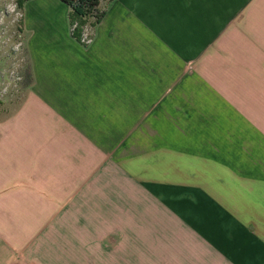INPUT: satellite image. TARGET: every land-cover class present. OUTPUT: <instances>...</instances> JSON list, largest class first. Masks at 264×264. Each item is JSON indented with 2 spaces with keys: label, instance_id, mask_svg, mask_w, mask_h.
I'll use <instances>...</instances> for the list:
<instances>
[{
  "label": "crops",
  "instance_id": "0c3cea01",
  "mask_svg": "<svg viewBox=\"0 0 264 264\" xmlns=\"http://www.w3.org/2000/svg\"><path fill=\"white\" fill-rule=\"evenodd\" d=\"M25 4L0 264H264V0Z\"/></svg>",
  "mask_w": 264,
  "mask_h": 264
},
{
  "label": "rangeland",
  "instance_id": "374dc122",
  "mask_svg": "<svg viewBox=\"0 0 264 264\" xmlns=\"http://www.w3.org/2000/svg\"><path fill=\"white\" fill-rule=\"evenodd\" d=\"M17 3L18 0H0V104L6 106L24 97L28 74L24 37L19 29L26 4L19 9ZM130 264H142V261Z\"/></svg>",
  "mask_w": 264,
  "mask_h": 264
},
{
  "label": "trees",
  "instance_id": "16d2710c",
  "mask_svg": "<svg viewBox=\"0 0 264 264\" xmlns=\"http://www.w3.org/2000/svg\"><path fill=\"white\" fill-rule=\"evenodd\" d=\"M28 0H18L19 9L23 8V5ZM62 1L69 9L68 20L70 26L72 24H77L75 30L71 32L72 37L77 39L80 35L81 28L86 24L94 26L99 23L105 14V6L113 0H60ZM21 21V22H20ZM19 29L23 32L22 29V20L20 19ZM25 50V47H24ZM28 73V65H27ZM27 80L24 85L25 88L28 85L29 76L26 75Z\"/></svg>",
  "mask_w": 264,
  "mask_h": 264
},
{
  "label": "built area",
  "instance_id": "2783aa9c",
  "mask_svg": "<svg viewBox=\"0 0 264 264\" xmlns=\"http://www.w3.org/2000/svg\"><path fill=\"white\" fill-rule=\"evenodd\" d=\"M77 24H72L70 26V32H73L76 28ZM93 39V28L92 25L86 24L81 28V32L79 37L76 39L79 44L82 46H88Z\"/></svg>",
  "mask_w": 264,
  "mask_h": 264
}]
</instances>
